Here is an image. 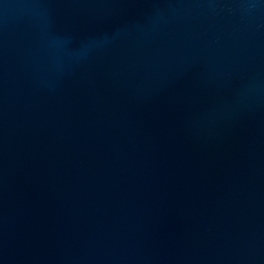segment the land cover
Returning a JSON list of instances; mask_svg holds the SVG:
<instances>
[{
	"label": "water",
	"instance_id": "1",
	"mask_svg": "<svg viewBox=\"0 0 264 264\" xmlns=\"http://www.w3.org/2000/svg\"><path fill=\"white\" fill-rule=\"evenodd\" d=\"M0 264H264V0H0Z\"/></svg>",
	"mask_w": 264,
	"mask_h": 264
}]
</instances>
